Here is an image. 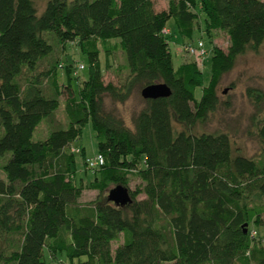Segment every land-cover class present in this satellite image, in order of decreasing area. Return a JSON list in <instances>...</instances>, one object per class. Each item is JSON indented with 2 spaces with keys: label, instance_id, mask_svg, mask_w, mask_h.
Wrapping results in <instances>:
<instances>
[{
  "label": "trees",
  "instance_id": "obj_1",
  "mask_svg": "<svg viewBox=\"0 0 264 264\" xmlns=\"http://www.w3.org/2000/svg\"><path fill=\"white\" fill-rule=\"evenodd\" d=\"M157 1L166 8L157 11ZM172 19L185 52L201 43L209 51L216 32L229 37L227 52L210 50L209 86L190 52L193 61L175 68ZM69 43L90 63L77 92L58 77ZM100 46L125 55L123 82H104ZM262 47L263 0H0V157L10 156L0 166V264H47L46 253L72 264H264V244L251 236L264 216V91L246 92L258 158L236 149L227 132L197 128L222 106L219 86L238 57ZM157 84L171 96L144 99L133 128L107 107ZM64 97L65 126L53 119ZM88 124L105 163L85 185L76 182L72 147ZM119 185L132 198L125 207L108 200ZM88 189L98 196L84 203Z\"/></svg>",
  "mask_w": 264,
  "mask_h": 264
},
{
  "label": "rangeland",
  "instance_id": "obj_2",
  "mask_svg": "<svg viewBox=\"0 0 264 264\" xmlns=\"http://www.w3.org/2000/svg\"><path fill=\"white\" fill-rule=\"evenodd\" d=\"M45 4L46 1L39 2L38 6L40 9H43ZM165 7L166 2H156L157 11H161ZM167 29L169 30L167 38L170 42V51L172 53L175 68H179L184 62H192L196 56L193 57L189 54V52H185V48L182 47L181 42L178 39L175 22L173 19L168 22ZM199 39V36L196 34L194 43H197ZM212 40L213 41L211 43H209V41L207 43L206 40L209 51H207V53L201 56L197 61L201 68H203L204 87L209 86L212 76L210 50L213 47H218L227 52L230 43L229 37L223 32L214 33ZM117 42L118 40L112 41L110 46H116ZM61 50H59V54ZM60 55V64L65 68L58 70L60 83H70L73 89L77 92L79 85L84 83V81H87L90 76V63L88 56L84 54L80 47L75 43L67 44L65 51ZM100 62L102 70H106L104 73L105 83L113 82L118 84L119 82H123L126 74L124 71L121 72L118 70L125 66L126 57L119 49L115 48L111 53L106 54L103 46H100ZM79 65H84L85 69L78 70ZM48 67L50 66L48 65ZM68 67L71 69L70 73H68ZM42 68H44V66ZM46 68L47 67H45V69ZM60 83L59 85L61 86ZM249 87L258 88L264 91V47H262L257 53L248 51L246 54L238 57L234 69L223 76L219 86L218 93L222 102V106L217 111V113L209 119L206 125L199 124L197 128L199 132L206 133L227 132L231 136L236 149H239L242 154L248 157L258 158L259 154L261 153V147L259 145L258 129L255 125L256 122H253L256 109L246 94ZM202 92L203 88H198L196 90V98L198 100L201 99ZM66 98H63L64 103L62 108L53 117L56 124H61L63 126L67 124V115L65 112ZM225 103H228L229 106H224L223 104ZM107 107L109 109H116L118 114L124 118L129 127L133 128L132 118L145 107V100L142 98L141 92H136L125 104L113 105L111 100H108ZM263 118L264 114L260 115L259 119ZM49 130L50 120L46 123H43L41 127H39L34 136L35 141L41 140L43 137H45ZM74 150L76 151L75 153H77V164L75 171L76 182L78 184L84 183L87 185L94 179V172L87 169L85 166L86 161L94 158L98 154L97 139L91 124L86 125L82 136L79 138V140L74 142L72 152ZM79 151L81 152L79 153ZM9 158V155H7L5 158L0 157V166H2L4 163H7ZM0 177H2L1 171ZM137 183L138 181L133 180L131 182L130 188L134 189ZM113 188H115V186L110 187L109 191L107 192V196ZM97 196V192L88 189L84 192L82 202H91L95 200ZM262 223L263 224L261 228L255 226L251 227V234L255 233L256 240L254 239V243L256 246L264 244V216ZM119 243H115L113 245V249L117 248ZM46 262L47 264H72L63 255H59L58 260H53L51 259L49 253H46ZM74 264L77 263L74 262Z\"/></svg>",
  "mask_w": 264,
  "mask_h": 264
},
{
  "label": "water",
  "instance_id": "obj_3",
  "mask_svg": "<svg viewBox=\"0 0 264 264\" xmlns=\"http://www.w3.org/2000/svg\"><path fill=\"white\" fill-rule=\"evenodd\" d=\"M141 96L145 100L168 98L171 96V90L165 84H157L144 88L141 92ZM108 200L119 207H125L132 203L128 188L121 185L116 186L108 193Z\"/></svg>",
  "mask_w": 264,
  "mask_h": 264
},
{
  "label": "built area",
  "instance_id": "obj_4",
  "mask_svg": "<svg viewBox=\"0 0 264 264\" xmlns=\"http://www.w3.org/2000/svg\"><path fill=\"white\" fill-rule=\"evenodd\" d=\"M190 54L193 56H196L195 58L199 60V58L207 53L206 48L203 46L201 43L199 47H192L188 49ZM85 66L84 65H79L78 70H84ZM73 152H76L75 150ZM105 159L102 155L97 154L94 158H91L88 160V166L89 169L92 171H98L102 166H104ZM253 238H255V233L251 234Z\"/></svg>",
  "mask_w": 264,
  "mask_h": 264
},
{
  "label": "crops",
  "instance_id": "obj_5",
  "mask_svg": "<svg viewBox=\"0 0 264 264\" xmlns=\"http://www.w3.org/2000/svg\"><path fill=\"white\" fill-rule=\"evenodd\" d=\"M166 8V7H165ZM167 31H169V30H167ZM73 146H74V144H73Z\"/></svg>",
  "mask_w": 264,
  "mask_h": 264
}]
</instances>
